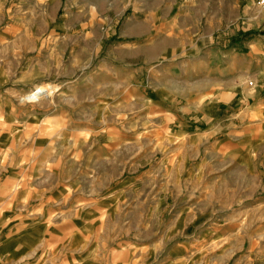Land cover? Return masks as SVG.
Here are the masks:
<instances>
[{"label": "rangeland", "instance_id": "1", "mask_svg": "<svg viewBox=\"0 0 264 264\" xmlns=\"http://www.w3.org/2000/svg\"><path fill=\"white\" fill-rule=\"evenodd\" d=\"M261 36L257 0H0V217L32 247L16 264H264L261 185L259 204L227 193L188 172L219 163L181 126L135 123L144 73L169 87Z\"/></svg>", "mask_w": 264, "mask_h": 264}, {"label": "crops", "instance_id": "2", "mask_svg": "<svg viewBox=\"0 0 264 264\" xmlns=\"http://www.w3.org/2000/svg\"><path fill=\"white\" fill-rule=\"evenodd\" d=\"M260 40L254 37L247 43H218L210 50L207 61L198 64L199 59L193 57L195 66L189 77L179 70L169 87L159 82L154 85L160 80L153 74L145 76L147 68L143 66L141 86L136 83L141 99L136 126H171V130L172 126H181L175 132L187 137L188 148L195 156L192 159L201 162L202 169L210 166L207 155L204 152L200 155L204 147L215 152L219 163L217 170L188 172L224 181L227 193L236 194L243 189L239 185H247L248 197L254 198L255 204L260 203L257 201L260 185L264 195V44ZM134 73L130 69L129 82L137 78ZM250 80L252 85L248 83ZM181 97L186 101L178 106L177 99ZM187 159L188 162L191 157ZM232 179L233 187L229 181ZM234 197L231 203L236 201ZM10 218L0 217V232L9 227V231L0 234V264H16L32 249L16 244L11 231L13 222L5 225Z\"/></svg>", "mask_w": 264, "mask_h": 264}, {"label": "built area", "instance_id": "3", "mask_svg": "<svg viewBox=\"0 0 264 264\" xmlns=\"http://www.w3.org/2000/svg\"><path fill=\"white\" fill-rule=\"evenodd\" d=\"M257 4L260 8L264 9V0H257ZM248 83L252 85L253 82L249 81Z\"/></svg>", "mask_w": 264, "mask_h": 264}, {"label": "bare ground", "instance_id": "4", "mask_svg": "<svg viewBox=\"0 0 264 264\" xmlns=\"http://www.w3.org/2000/svg\"><path fill=\"white\" fill-rule=\"evenodd\" d=\"M43 92H48V91H47L46 89H44V88H40L39 90H37L36 93H34L33 96H35V95H37V94H39V93H43ZM48 94H49V92H48Z\"/></svg>", "mask_w": 264, "mask_h": 264}]
</instances>
